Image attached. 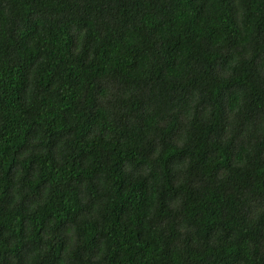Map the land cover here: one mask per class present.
Segmentation results:
<instances>
[{
	"label": "trees",
	"instance_id": "obj_1",
	"mask_svg": "<svg viewBox=\"0 0 264 264\" xmlns=\"http://www.w3.org/2000/svg\"><path fill=\"white\" fill-rule=\"evenodd\" d=\"M0 264H264V0H0Z\"/></svg>",
	"mask_w": 264,
	"mask_h": 264
}]
</instances>
